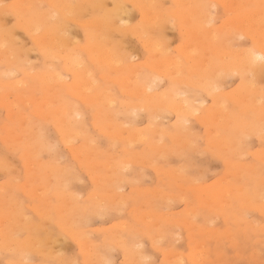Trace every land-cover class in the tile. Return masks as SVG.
<instances>
[{
	"label": "rangeland",
	"instance_id": "rangeland-1",
	"mask_svg": "<svg viewBox=\"0 0 264 264\" xmlns=\"http://www.w3.org/2000/svg\"><path fill=\"white\" fill-rule=\"evenodd\" d=\"M1 1L0 6L2 7L3 5L4 7H0L2 9L0 13V26H3V30L0 29L4 32L2 33L0 30V36L3 35L0 39L3 40L6 33L10 32V39H14L13 41L17 43V45L12 41V45L6 44L7 46H0L2 48H0V52L2 50V53H0V264H106V262L107 264H194L196 261L198 262L195 264H264V168H262L264 167V127H262L264 126V123H262L264 122V70L262 69V74L260 72L258 73L260 75L254 73L256 77L248 72L250 73L249 77L248 73H246L247 71L242 75L240 73L242 70L239 71L237 67V70L234 69L235 66H232L234 65L232 64L234 61H231V59L238 61L237 58L243 56V52L246 50H253L257 43H264L260 38L261 36H258L257 33H248L245 31L246 29L244 32L241 31L248 25L249 19L254 17L255 13L258 11L253 21L261 18V22L263 21L264 13L262 11L264 10V3L259 4L258 7V5H253L251 0L241 1L243 3L239 2L240 0H236L237 8H239L240 5V7L243 6L239 10L247 7L246 9L244 8L241 13L240 11L237 12V9L234 10L233 8L227 7L225 5L226 0H143L144 3L142 0L141 2L139 0H128V2L130 1L133 5L125 0H120L123 2L120 3L121 6H126L124 8L127 14H125L122 19H115L117 21H113V27L111 26L112 30H109L111 27H106V25H104V31L102 30V32L99 33L100 20L105 21V12L109 13L112 11V0H110V2L109 0H104L105 5L103 9H96L89 6L86 0H71L69 1L71 4L68 3V0L65 2L63 0H58V3L55 2V0H48L49 3L46 0H41L44 1L43 3L38 2L40 0H35V2H38L37 4L41 9L36 6V3L33 2L34 0H30L33 2L30 3L31 7L28 4L29 0H23L25 3L21 0L23 8L21 7L22 5L19 4L20 0ZM51 1L57 3V10L59 11V9H61L63 13L67 12V4L72 5H69L71 10L68 7V11H74V14L73 12H69L71 15L73 14L71 17L74 16L75 21L68 19L71 18L68 17L70 16L69 12H67L68 18L65 16L67 13L62 15L60 11L57 12V10L54 9L56 5L52 6L50 3ZM74 1L77 4H75ZM134 1L136 3L139 1L143 3V5L141 4L142 6H149L150 9L148 7H142L139 5V2L137 5H134ZM146 1L149 2V4ZM259 1L262 2L263 0ZM15 2L17 7L14 9ZM62 2L64 8H62ZM34 3L35 6L33 5ZM146 3L148 5H146ZM25 4H28V9L33 7L37 8L35 10L33 8V12L30 10L32 12L30 15V11H27ZM43 4L44 7L42 9ZM49 4L51 6H48ZM209 4L213 5L210 6ZM60 5L61 8H59ZM75 5L78 7L74 9ZM79 6H81L82 9H87H84V11H86L85 14L83 10H80L81 8L78 9ZM3 8L8 9L9 13H7V11L3 13L5 12ZM17 8L21 10H17ZM24 8L29 14L25 12L24 13L27 15L23 14V11H25L23 10ZM62 9L65 12L62 11ZM36 10H43V12L41 11L43 16H45V14L48 16L49 14H51L50 16L55 14L56 18H59L58 22L65 27V30L68 29L67 32L65 30H60L61 34L64 33V31L66 32L63 35L67 36V33L69 34L67 37L63 36L66 42L68 40V44H64L65 41L62 39V35L59 39H62V41L58 43L57 37H59L58 35H60V33H58L59 31L56 28L55 30H51L48 26H41L45 25L44 23H40V26H38V23L34 25L32 20H34L35 15L38 16L39 21L43 18L38 15L40 12L37 13ZM182 10H186V12L183 11V13L189 14L190 12V14H192L191 17L185 13V15H183ZM192 10L194 13H192ZM14 11H19L20 13H17L20 15L22 13L24 17L21 16L22 18H20L19 14V16H16L17 14ZM248 11L250 13H248ZM56 12L60 14L58 15ZM253 12L254 15H251ZM79 13H81L82 16ZM259 13L263 14L258 15ZM1 15H3L2 19ZM181 15H183L184 18L183 16L181 17ZM246 16H248L249 19H246ZM186 18L191 21L189 22ZM77 19L79 23L76 21ZM144 19H147L146 23H144ZM184 19L189 22L186 26L188 30L185 27L186 21ZM87 20L89 22H87ZM92 21L94 24H92ZM202 22L203 25L201 24ZM210 22L212 26H208ZM86 23H88V25H86ZM190 23H193V25L190 26ZM81 24H85L84 26L88 28L87 31L91 27L88 33L92 31L93 33H91L92 35L95 34L93 36H96V39H90L88 36L89 34L86 33L87 31H84L86 28ZM95 24L98 28H95L97 27ZM263 24L264 22L261 28ZM32 25L34 26L32 27ZM195 25L197 29L194 27ZM154 26L157 29L155 32L151 33L152 29L155 30ZM236 27L241 29L237 30ZM233 29H236V31ZM196 30H198V33H196ZM106 31H108L109 34ZM105 32L106 35L104 36ZM240 32H243L242 34L244 35ZM28 33L29 35H27ZM30 33L32 34L30 35ZM193 33L202 34L196 35V38ZM49 34L53 35L50 36ZM54 34H56L57 37ZM253 35L256 36L253 38ZM193 36L196 38V40L194 39L195 42ZM98 37L101 40L97 39ZM144 37H146V39ZM41 38H43L42 42L40 41ZM153 38L155 39L153 40ZM257 38L260 39L257 40ZM73 39H76V42ZM87 39L94 40V43H91L92 41H88ZM102 39L104 40V44L106 43L104 47L105 50H109V52L111 50L110 54H108V56L112 58V65L110 66V63L108 65H106L107 63H103V60L105 61L103 57L104 53L102 54L98 51V48H101V46H98L99 42H101L100 45L103 44ZM143 39H145V41ZM198 40H201V44H203L199 45L200 42H198ZM44 41H47L46 43L49 45L53 44V47L47 44L46 52L45 45L44 49H42ZM196 41L199 44H195ZM89 42L91 43L90 46ZM59 44L60 46H57ZM148 44H151V47ZM236 44L238 46H236ZM91 45L92 48H90ZM148 47H150V49ZM86 48L88 51L89 49L91 50L88 52L85 50ZM93 48L97 50L95 51L99 56L92 51ZM221 48H223V50H221ZM60 49L61 51H59ZM101 49L99 50L101 51ZM10 51L13 53L11 52V54ZM29 51L30 53H28ZM156 52L157 54L160 53L158 57L156 56ZM45 53L47 55H45ZM70 53L73 55L76 53L72 58L75 59V63H72L73 67L66 62L67 57H65V55L69 56ZM90 53L92 54L91 56ZM50 54L54 55L52 59ZM71 54L70 56H72ZM212 54L214 55L212 56ZM76 56L78 57V62L80 61L79 63L76 60ZM96 57H98V61ZM102 58L103 60L101 61ZM228 58L229 60H227ZM211 60L215 62H211ZM199 61L201 64H199ZM225 61L227 63L229 62L228 65ZM181 65L182 67H180ZM198 66H200V69H198ZM117 67L120 68V70H118ZM67 69L73 72H69ZM233 69L235 71H232ZM80 72L81 74H78ZM181 72H183L185 77H183ZM168 75L170 76L168 77ZM217 76H219V78ZM206 77L207 79L212 78L213 80H207ZM55 78H57L56 81L58 80L59 82H56L54 80ZM111 78L112 80H110ZM254 78H256V80ZM200 79L203 81L201 80V82ZM50 80L53 81L51 82ZM249 80L250 83H248ZM253 80L255 82H253ZM213 81L216 84L211 83ZM77 83H83L82 85L85 87ZM128 83L129 85H127ZM40 84H42V86H40ZM245 84H249V87ZM68 85L70 87L72 85L73 89L71 88L70 90ZM197 85L199 88L195 87ZM216 85L221 88L219 87V89H217ZM74 86L76 88H74ZM124 87H127L126 90ZM203 88L204 92L202 90ZM76 89L79 91L77 92ZM132 90L136 91L137 94ZM206 91L207 93H205ZM256 91H258V95ZM172 92H174L175 95H172ZM227 92H229V94ZM232 93L234 95H232ZM176 94L179 97H176ZM239 94L241 96L239 98H242V100L237 98ZM246 95H248L247 99L245 98ZM249 95L250 98L248 99ZM85 96H87V98ZM172 96L174 100L170 99ZM154 98L157 99L155 100ZM243 99L248 100L249 103L255 102L252 104L254 107L251 106L252 111L250 109L251 107H247L249 106L248 102H246L248 105L243 102L241 104L238 103L239 100L240 102L244 101ZM82 100L84 101L82 102ZM157 100L163 103L159 105V101ZM196 102L197 104H195ZM133 103H137V106ZM234 103L235 105L238 103L237 106H235ZM155 104L157 105L156 107ZM198 104L201 106H198ZM162 105L164 108H160ZM245 105L247 106L245 107ZM187 106L190 107L191 112ZM257 106H260V110H258L259 108ZM185 108L188 110H185ZM245 108H249L246 110L247 112H245ZM255 108H258L257 111ZM161 111L164 113H161ZM179 111L181 113H179ZM61 114L63 116L59 117ZM76 114H80L81 117L76 116ZM244 115L245 117H243ZM69 116L72 119H68ZM22 117L23 119H21ZM63 122H65V124ZM176 122L178 123L177 128L175 127L177 125ZM68 127H70V129ZM64 129H66L65 131H70L68 133L71 136H69V134L67 135V133L65 134L67 135L66 137L61 134V131ZM121 131L123 132L120 133ZM136 131H138V133ZM112 133L114 136H111ZM235 133H238V135ZM157 134H160V136ZM256 134H258V136ZM144 137L146 138L144 139ZM121 138L123 139L121 140ZM128 138L130 139L128 140ZM140 138L141 142L139 141ZM245 138L248 139L245 140ZM12 140L13 142H11ZM188 144L191 145L189 146ZM228 145L229 147H227ZM153 146L154 148H152ZM191 146L194 147L192 148ZM166 147H169V149L167 150ZM236 147L237 149H235ZM140 158L142 159L140 160ZM145 165H147V167ZM177 173H180L182 177L180 175L179 177ZM33 175L36 177L38 176V178ZM224 179L226 181H224ZM216 186H222L227 189L232 186L230 189L233 195L227 196V199L226 196L222 198L221 195H225V192H222L217 197H214L211 194V190L208 189L216 188ZM241 187L244 189H241ZM236 190H238L237 193ZM218 197L223 201L220 202ZM223 202L224 204L222 206ZM228 203L230 204L228 205ZM165 219L167 220L166 222ZM170 221L173 222L170 223ZM190 222L191 225H189ZM238 223L241 224L239 225ZM231 233H233L232 236H230ZM77 236H79L80 239ZM60 238L64 240L61 241ZM74 238H76V240ZM120 246H122L121 249ZM197 251L202 253L196 255V253H198ZM198 255L200 256L198 257ZM195 256H197V259ZM192 257H194V261H192Z\"/></svg>",
	"mask_w": 264,
	"mask_h": 264
},
{
	"label": "bare ground",
	"instance_id": "bare-ground-1",
	"mask_svg": "<svg viewBox=\"0 0 264 264\" xmlns=\"http://www.w3.org/2000/svg\"><path fill=\"white\" fill-rule=\"evenodd\" d=\"M0 1H1V0H0ZM37 1H38V0H37ZM46 1L48 2V0H46ZM59 1H61V0H59ZM63 1L65 2V1H67V0H63ZM69 1H71V0H68V3H70ZM123 1H124V0H123ZM125 1L128 2V0H125ZM139 1L141 2V0H139ZM139 1H138V2H139ZM142 1H143V0H142ZM241 1H243V0H240L239 2H241ZM246 1H247V0H246ZM251 1L253 2V5H258V7H259V4L264 3V0H263L262 2H260L259 0H251ZM1 2L4 3L3 1H1ZM22 2H24V1L22 0ZM22 2H21V0H20V1H19V4H21ZM33 2H35V0H34ZM33 2L29 0V3H28V4L30 5V7H31V4H30V3H33ZM38 2H40V3L42 2V3H43L44 1H41V0H40V1H38ZM38 2H35L37 7H39L38 4H37ZM55 2L58 3V0H55ZM55 2H54V1H51L50 3H51L52 6H53V5H56V6H54V9L57 10V9H58V8H57V3H55ZM72 2H73V1H72ZM77 2H78V1H77ZM86 2H87V4H88L89 6H91V7H93V8H96V9H103V8H104V5H105L104 0H86ZM109 2H110V0H109ZM134 2H135V1H134ZM138 2H137V3L135 2L134 5H137ZM140 2H139V5H141V4L143 5L144 1H143V3H140ZM146 2H147V1H146ZM155 2H156V1H155ZM249 2H250V1H249ZM24 3H25V2H24ZM35 3L33 4L34 6H35ZM48 3H49V2H48ZM48 3H46V4H48ZM54 3H55V4H54ZM74 3H75V1H74ZM120 3H123V2H121L120 0H112V6H113L112 11L109 12V13H108V12H105V21H101V20H100L101 23H99V33L102 32L104 25H106V27H111V26H112V23H114L113 21H114L115 19H117V20H119L120 18L122 19V17L125 16V14H127V12H126V10H125V8H124V7H126V6H121ZM128 3H131V2L129 1ZM147 3L149 4V2H147ZM147 3H146V5H148ZM150 3H151V1H150ZM225 3H226L225 5H226L227 7H229V8H233L234 10L237 9V12L240 11L241 13H242V10H243L244 8H245V9L247 8V7H244L242 10H239V9L242 8L243 6L240 7L241 5H240V6L238 5L239 8H237V6H236V5H237L236 0H235V1H234V0H226ZM241 3H243V2H241ZM15 4H16V2L14 3V5H15ZM28 4H27V5L25 4V5H26V9H27V11H30V10L32 11L34 7L31 8V9H28V8H29ZM65 4H67V3H65ZM70 4H71V3H70ZM70 4H67V5H68V6H67V9L65 8V9L67 10V12H69V11L71 10V9H70V6H72V5H70ZM75 4H77V3H75ZM131 4H132V3H131ZM173 4H174V3H173ZM244 4H245V2H244ZM248 4H249V3H248ZM17 5H18V1H17ZM17 5H15V7H14L13 4H12V6L14 7V9L17 7ZM21 5H22V4H21ZM21 5H20V6H21ZM39 5H41V4H39ZM51 5L49 4L48 6H51ZM58 5H59V4H58ZM61 5H63V2L61 3ZM61 5H60L59 8H61ZM69 5H70V6H69ZM129 5H130V4H129ZM132 5H133V4H132ZM142 5H141V6H142ZM150 5H151V4H150ZM157 5H158V4H157ZM180 5H181V4H180ZM188 5H189V4H188ZM209 5H210V4H209ZM211 5H213V4H211ZM211 5H210V6H211ZM10 6H11V5H10ZM20 6H19V8H20ZM27 6H28V7H27ZM158 6H159V5H158ZM164 6H165V5H164ZM168 6H169V5H168ZM178 6H179V5H178ZM181 6H182V5H181ZM189 6H190V5H189ZM210 6H209V8H210ZM219 6H221V5H219ZM247 6H248V5H247ZM0 7H1V6H0ZM2 7H4V6L2 5ZM2 7H1V8H2ZM21 7L23 8V5H22ZM24 7H25V6H24ZM37 7H36V8H37ZM43 7H44V4H43V6H42V9H43ZM68 7H69V9H70L69 11H68ZM77 7H78V6H77ZM77 7H76V5H75V6H74V9L77 8ZM105 7H106V6H105ZM142 7H146V8L148 7V8H149V6H145V5L142 6ZM179 7H180V6H179ZM184 7H185V6H184ZM1 8H0V13H1V11H2ZM19 8H17V10H18ZM36 8H34V10H35ZM52 8H53V7H52ZM62 8H64V5L62 6ZM80 8H81V6H79L78 9H80ZM83 8H84V7H83ZM156 8H157V7H156ZM191 8H192V7H191ZM229 8H228V9H229ZM39 9H41V8L39 7ZM72 9H73V8H72ZM84 9H86V8H84ZM84 9L81 8L80 10H83V12H84V14H85L86 11H84ZM143 9L146 10L145 8H143ZM149 9H150V8H149ZM151 9H152V8H151ZM159 9H160V8H159ZM159 9H158V10H159ZM166 9H167V8H166ZM189 9H190V7H189ZM257 9H258V8H257ZM257 9H256V10H257ZM260 9H261V6H260ZM3 10L5 11V12H3V13H6V11H7V13H9V12H8V9H4V8H3ZM19 10H21V9H19ZM23 10H25V8H24ZM34 10H33V11H34ZM86 10H87V9H86ZM203 10H204V9H203ZM262 10H263V9H262ZM262 10H260V11H262ZM31 11L29 12L30 15H31V13L33 12V11H32V12H31ZM36 11H37V13L40 12L41 14L38 13V15H39V16H42L43 18L41 17L42 19H41L40 21H42V22H40L38 16L35 15L34 20H32V22L34 23V25H35L36 23H38V26H40L41 24L44 23L45 25H41V26H44V27H45V26H48L51 30H52V29L55 30V28H56V29L59 31L58 33H60V30H61V31L65 30V29H64L65 27H64L62 24H60V23L58 22L59 18L57 17V18H58V19H57L55 14H54L53 16H50L51 14L48 13L49 16L46 15V14H45V16H43V15H42V14H43V13H42L43 10H41L42 12L39 11V10H36ZM46 11H47V10H46ZM50 11H51V10H50ZM59 11H60V13H62V15H63V14L65 15V14L67 13V12H66V13L61 12V9H59ZM59 11L57 10V12H59ZM62 11H64V10L62 9ZM90 11H91V10H90ZM152 11H153V10H152ZM176 11H177V10H176ZM180 11H181V10H180ZM183 11L186 12V10H182V13H183ZM195 11H196V10H195ZM14 12H15V11H14ZM17 12H19V11H17ZM17 12H15V13L17 14L16 16H19V15H20V14H19L20 12H19V13H17ZM24 12L27 13L26 10L23 11V14H24V15L29 14V13L25 14ZM57 12H56V13H57ZM64 12H65V11H64ZM70 12H71V11H70ZM70 12H69V13H70ZM72 12H73V14H74V11H72ZM72 12H71V13H72ZM75 12H76V10H75ZM77 12H79V11H77ZM83 12H82V13H83ZM91 12H93V11H91ZM160 12H161V11H160ZM185 12H184V13H185ZM207 12H209V11H207ZM211 12H212V11H211ZM214 12H215V11H214ZM258 12H259V11H258ZM258 12H256V13H258ZM262 12L264 13V10H263ZM15 13H14V14H15ZM35 13H36V12H35ZM45 13H47V12H45ZM60 13H57V14L59 15ZM71 13H70V16H68V13H67V15H65V16H66V17H67V16H68V17H71V16L73 15V14L71 15ZM87 13H88V11H87ZM87 13H86V15H87ZM99 13H100V12H99ZM152 13H153V12H152ZM158 13H159V12H158ZM161 13H162V12H161ZM174 13H175V12H174ZM184 13H183V15L187 14V13H185V14H184ZM192 13H194L193 10H192ZM246 13H247V12H246ZM248 13H250V12L248 11ZM256 13H255V15H254V12H253V13H251V15L253 14L254 17H255V16H256ZM263 13H259L258 15L263 14ZM18 14H19V15H18ZM23 14L21 13V15H20L19 17H20V18H22L21 16L24 17ZM79 14L81 15V13H79ZM79 14H78V15H79ZM89 14H90V13H89ZM89 14H88V15H89ZM172 14H173V13H172ZM180 14H181V13H180ZM189 14H190V12H189ZM189 14H187V15H188L189 17H191L192 14H190V15H189ZM204 14H205V13H204ZM208 14H209V13H208ZM8 15H9V14H8ZM62 15H61V16H62ZM75 15H76V13H75ZM80 15H79V16H80ZM92 15H93V14H92ZM156 15H157V14H156ZM183 15H181V17H182ZM213 15H214V14H213ZM247 15H248V14H247ZM249 15H250V14H249ZM65 16H64V19H65ZM81 16H82V15H81ZM95 16H97V15H95ZM98 16H99V15H98ZM152 16H153V15H152ZM158 16H160V15H158ZM163 16H164V14H163ZM179 16H180V15H179ZM223 16H224V15H223ZM263 16H264V15H263ZM2 17H3V15H1V19H2ZM5 17H6V16H5ZM52 17H54L55 19L52 18ZM68 17H67V18H68ZM77 17H78V16H77ZM147 17H148V16H147ZM160 17H162V16H160ZM210 17H211V16H210ZM224 17H225V16H224ZM229 17H231V16H229ZM254 17H252L251 19H249L248 16L245 17L246 19H247V18L249 19V21H248V25H247V26L245 25L246 27H245L243 30H241V31L244 32V30L246 29L245 31H247L248 33H254V32H255V33L258 34V36H261L260 38H261L262 41L264 42V28H263V27H264V24H263V26H262V28H261V25H262V23L264 22V19H263V21L261 22L262 18L260 17L261 19H258V20L253 21V20H254ZM20 18H19V19H20ZM162 18H163V17H162ZM162 18H161V19H162ZM183 18H184V16H183ZM192 18H193V16H192ZM192 18H191V19H192ZM222 18H223V17H222ZM227 18H228V17H227ZM258 18H259V17H258ZM263 18H264V17H263ZM68 19H70V20L72 19L73 21H75V20H74V16L71 17V18H68ZM93 19H94V18H93ZM152 19H153V18H152ZM161 19H160V20H161ZM173 19H174V18H173ZM186 19L188 20V18H186ZM186 19H184V20L186 21ZM200 19H201V18H200ZM205 19H206V17H205ZM208 19H209V18H208ZM214 19H215V18H214ZM229 19H230V18H229ZM246 19H245V20H246ZM21 20H22V19H21ZM117 20H115V21H117ZM144 20H145V19H144ZM146 20H147V19H146ZM146 20H145L144 23H146ZM156 20H157V19H156ZM163 20H164V19H163ZM184 20H183V21H184ZM203 20H204V19H203ZM230 20H231V19H230ZM235 20H236V19H235ZM240 20H241V19H240ZM18 21H19V20H18ZM68 21H69V20H68ZM76 21L79 23V20H78V19H77ZM153 21H154V20H153ZM158 21H159V18H158ZM185 21H184V23H185ZM188 21H189V20H188ZM188 21H186V25H185V27L187 26V23H189L191 20H190L189 22H188ZM213 21H214V20H213ZM228 21H229V20H228ZM32 22H31V24H32ZM69 22H70V21H69ZM77 22H76V23H77ZM80 22H81V21H80ZM85 22H86V21H85ZM85 22H84V23H85ZM87 22H89V21L87 20ZM90 22H91V20H90ZM92 22H93V21H92ZM94 22H95V20H94ZM94 22H93L92 24H94ZM110 22H111V24H110ZM162 22H163V21H162ZM171 22H173V21H171ZM205 22H206V20H205ZM208 22H209V20H208ZM211 22H212V21H211ZM211 22H210V24H209L208 26H210V25L212 24ZM234 22H235V21H234ZM246 22H247V21H246ZM29 23H30V22H29ZM40 23H41V24H40ZM78 23H77V24H78ZM95 23H96V22H95ZM117 23H118V22H117ZM120 23H121V22H120ZM122 23H123V21H122ZM125 23H126V22H125ZM154 23H155V22H154ZM167 23H168V22H167ZM182 23H183V22H182ZM237 23H238V22H237ZM16 24H17V23H16ZM16 24H15V25H16ZM20 24H21V23H20ZM22 24L27 25V24H25V23H22ZM97 24H98V23H97ZM118 24H119V23H118ZM147 24H148V23H147ZM168 24H169V23H168ZM171 24H172V23H171ZM201 24L203 25V22H202ZM219 24H220V23H219ZM232 24H233V22H232ZM239 24H240V23H239ZM28 25H29V24H28ZM34 25H32V27H33ZM81 25H83V24H81ZM84 25H85V24H84ZM84 25H83V26H84ZM86 25H88V23H86ZM95 25H96V24H95ZM95 25H94V26H95ZM113 25H114V24H113ZM123 25H124V24H123ZM145 25H146V24H145ZM148 25H149V24H148ZM148 25H147V26H148ZM150 25H151V24H150ZM154 25H155V24H154ZM158 25H160V24H158ZM165 25H166V23H165ZM192 25H193V23H192V24L190 23V26H192ZM96 26H97V25H96ZM115 26H116V25H115ZM125 26H126V25H125ZM161 26H162V25H161ZM211 26H212V25H211ZM226 26H227V25H226ZM2 27H3V26H0V28L3 30ZM5 27H6V26H5ZM30 27H31V26H30ZM80 27H82V26H80ZM89 27H90V25H89ZM112 27H113V26H112ZM112 27H111V29H109V30H112ZM137 27H138V26H137ZM150 27H151V26H150ZM154 27H155V26H154ZM170 27H171V26H170ZM182 27H183V26H182ZM188 27H189V24H188ZM194 27L196 28V25H195ZM194 27H193V28H194ZM205 27H206V26H205ZM240 27H241V26H240ZM19 28H20V27H19ZM37 28H38V27H37ZM40 28H41V27H40ZM84 28H86V27L84 26ZM90 28H91V27H90ZM90 28H89V30H90ZM95 28H98V26L95 27ZM114 28H115V27H114ZM114 28H113V29H114ZM152 28H153V27H152ZM195 28L193 29L194 31H195ZM210 28H213V27H210ZM234 28H235V27H234ZM236 28H237V30H239V29H241L242 27L239 28V29H238V27H236ZM1 29H0V30H1ZM16 29H17V28H16ZM21 29H23V28H21ZM21 29H20V30H21ZM30 29H31V28H30ZM72 29H73V28H72ZM87 29H88V28H86V30H84V31H87ZM140 29H141V28H140ZM156 29H157L156 27H155V30L152 29L151 33H152V32H155ZM164 29H165V28H164ZM164 29H162V30H164ZM184 29H185V28H184ZM186 29L188 30L187 27H186ZM196 29H197V28H196ZM198 29H199V28H198ZM200 29H201V28H200ZM217 29H218V28H217ZM2 30H1V31H2ZM4 30H6V29H4ZM12 30H13V29H12ZM32 30H33V28H32ZM67 30H68V29H67ZM67 30H65V31L67 32ZM73 30H74V29H73ZM89 30H88V31H89ZM166 30H167V29H166ZM166 30H165V31H166ZM218 30H219V29H218ZM220 30H221V29H220ZM227 30H228V29H227ZM233 30H234V29H233ZM26 31H28V30H26ZM34 31H35V30H34ZM38 31H39V29H38ZM65 31H64V33H66ZM88 31H87L86 33H88ZM103 31H104V30H103ZM114 31H115V30H114ZM114 31H113V33H114ZM148 31H149V30H148ZM148 31H147V32H148ZM157 31H158V30H157ZM194 31H192V32H194ZM197 31H198V30H196V33H198ZM200 31H201V30H200ZM200 31H199V32H200ZM211 31H213V30H211ZM234 31H236V29H235ZM3 32H4V31H2V33H3ZM24 32H25V30H24ZM31 32H32V31H31ZM91 32H92V31H90V32L88 33L89 35L87 34V35L89 36V38H90V39H94V38L96 39V36H93V35H95V34L92 35L93 32H92V33H91ZM94 32H95V31H94ZM106 32L108 33V31H106ZM106 32L104 33V36L106 35ZM116 32H117V31H116ZM142 32H143V31H142ZM189 32H191V31H189ZM201 32H202V31H201ZM207 32H208V31H207ZM225 32H226V31H225ZM227 32H228V31H227ZM243 32H240V33L242 34ZM0 33H1V32H0ZM26 33H27V32H26ZM44 33H47V32H44ZM44 33H43V34H44ZM49 33H50V32H49ZM58 33H57V34H58ZM64 33H62V34L60 33V35H58L59 37H57V35L54 34V35H56V37L58 38V40H57L58 43H59V41H62V39L65 41V38H64V37H65L66 35H63ZM96 33H97V32H96ZM130 33H133V32H130ZM135 33H136V32H135ZM135 33H134V34H135ZM228 33H229V32H228ZM228 33H227V34H228ZM31 34H32V33H30V35H31ZM108 34H109V33H108ZM139 34H140V33H139ZM144 34H145V33H144ZM148 34H149V32H148ZM182 34H183V33H182ZM199 34H200V33H199ZM199 34H194V33H193V35H195V36H196V35L198 36ZM201 34H202V33H201ZM201 34H200V35H201ZM213 34H214V33H213ZM230 34H231V33H230ZM236 34H237V33H236ZM245 34H246V32H245ZM257 34H256V35H257ZM4 35H5V34H4ZM10 35H11V33L8 32V33H6L5 38H3V40L0 39V40H1V42H0V46L6 45V44H7V45H8V44L12 45V43L14 42V41H13L14 39L11 38V39H12V40H11V39H10ZM13 35H14V34H13ZM27 35H29V33H28ZM49 35H50V34H49ZM51 35H53V34H51ZM51 35H50V36H51ZM61 35H62V39L59 40V39L61 38V37H60ZM68 35H69V34L67 33V36H68ZM87 35H86V36H87ZM99 35H100V34H99ZM101 35H102V34H101ZM191 35H192V34H191ZM191 35H190V36H191ZM206 35H207V34H206ZM242 35H244V34H242ZM242 35H241V36H242ZM246 35L248 36V34H246ZM249 35H250V34H249ZM256 35H255V36H256ZM1 36H3V35H1ZM1 36H0V38H2ZM16 36H17V35H16ZM63 36H64V37H63ZM67 36H66V37H67ZM92 36H93V37H92ZM97 36H98V35H97ZM140 36H141V35H140ZM145 36H146V35H145ZM149 36H150V35H149ZM149 36H148V38H149ZM197 36H196V38H197ZM210 36H211V35H210ZM247 36H246V37H247ZM255 36L253 35L252 37L254 38ZM31 37H32V36H31ZM52 37H53V36H52ZM91 37H92V38H91ZM193 37H194V36H193ZM193 37H192V38H193ZM200 37H201V36H200ZM13 38H14V36H13ZM54 38H55V36H54ZM87 38H88V37H87ZM144 38L146 39V37H144ZM164 38H165V37H164ZM196 38L194 37L193 40H194V39L196 40ZM201 38H202V37H201ZM249 38H250V37H249ZM260 38H257V40H259ZM42 39H43V38L40 39L41 42H42ZM55 39H56V38H55ZM66 39H67V38H66ZM71 39H72V38H71ZM90 39H89V40H90ZM97 39H100V38L98 37ZM105 39H106V37H105ZM141 39H142V37H141ZM145 39H143V40L145 41ZM154 39H155V38H153V40H154ZM190 39H191V38H190ZM202 39H203V38H202ZM202 39H201V40H202ZM228 39H229V38H228ZM16 40H17V39H16ZM52 40H54V39H52ZM73 40H74V39H73ZM87 40H88V39H87ZM89 40H88V41H89ZM100 40H101V39H100ZM151 40H152V36H151ZM162 40H163V39H162ZM166 40H167V39H166ZM193 40H192V41H193ZM195 40H194V42H195ZM201 40H198V42H200V44H199L197 41H196L195 44L202 45L203 43L201 44ZM213 40H214V39H213ZM257 40H256V42H257ZM12 41H13V42H12ZM18 41H19V40H18ZM35 41H36V40H35ZM40 41H39V42H40ZM55 41H56V40H55ZM74 41L76 42V39H75ZM74 41H73V42H74ZM90 41H92L91 43H94V40H90ZM106 41H107V39H106ZM149 41H150V40H149ZM228 41H229V40H228ZM234 41H235V40H234ZM253 41H254V39H253ZM20 42H21V41H20ZM46 42H47V41H46ZM46 42L44 41V42H43V45H42V46H43L42 49H44V45H45V52H46V46H47V44H48V43H46ZM52 42H53V41H52ZM67 42H68V40H67ZM67 42L65 41L64 44H66ZM97 42H98V40H97ZM147 42H148V40H147ZM147 42H146V43H147ZM155 42H156V41H155ZM160 42H161V41H160ZM163 42H164V41H163ZM202 42H203V41H202ZM220 42L223 43L222 41H220ZM229 42H230V41H229ZM229 42H227V43H229ZM240 42H242V41H240ZM256 42H255V44H256ZM259 42H260V41H259ZM14 43H15V42H14ZM45 43H46V44H45ZM58 43H57V44H58ZM91 43L89 42V46H90ZM100 43H101V42H99V45H98V46H101L102 49H101V48H98V51H99V53H102V54L104 53V54H103V57H104V59H105V61H104L103 58H102L101 61L103 60V63H105V64L107 63L106 65H108V64L110 63V64H109V66H110V65H112V64H111V62H112V58H110L111 56L109 57L108 54H110L111 50H110V52H109V50H105L104 47H105V44H106V43L104 44V40H103V39H102V43H103V44L100 45ZM142 43H143V41H142ZM148 43H149V42H148ZM150 43H151V41H150ZM186 43H187V42H186ZM186 43H185V45H186ZM189 43H190V42H189ZM234 43H236V42H234ZM237 43H238V42H237ZM61 44H62V42H61ZM67 44H68V43H67ZM224 44H225V43H224ZM7 45H6V46H7ZM15 45H17V43H15ZM48 45H49V44H48ZM50 45H51V44H50ZM50 45H49V46H50ZM52 45H53V44H52ZM52 45H51V46H52ZM54 45H55V44H54ZM118 45H119V44H118ZM148 45L150 46L151 44H148ZM160 45H162V44H160ZM160 45H159V46H160ZM233 45H234V44H233ZM6 46H5V47H6ZM36 46H37V45H36ZM57 46H60V44L57 45ZM65 46H66V45H65ZM67 46H68V45H67ZM96 46H97V45H96ZM96 46H95V47H96ZM106 46H107V45H106ZM166 46H168V45H166ZM166 46H165V47H166ZM209 46H210V45H209ZM209 46H208V47H209ZM213 46H214V45H213ZM236 46H238V45L236 44ZM5 47H4V48H5ZM9 47H10V46H9ZM9 47H8V48H9ZM52 47H53V46H52ZM61 47H62V46H61ZM146 47H147V46H146ZM150 47H151V46H150ZM150 47H148V48L150 49ZM154 47H155V46H154ZM163 47H164V46H163ZM163 47H162V48H163ZM192 47H193V45H192ZM199 47H200V46H199ZM199 47H198V48H199ZM203 47H205V46H203ZM217 47H218V46H217ZM222 47H223V46H222ZM224 47H225V46H224ZM226 47H227V46H226ZM228 47H229V46H228ZM0 48H1V47H0ZM50 48H51V47H50ZM50 48H49V49H50ZM90 48H92V45H91ZM103 48H104V49H103ZM107 48H108V47H107ZM107 48H106V49H107ZM111 48H112V46H111ZM143 48H144V47H143ZM152 48H153V47H152ZM155 48H156V47H155ZM166 48H167V47H166ZM174 48H175V47H174ZM196 48H197V47H196ZM230 48H231V47H230ZM237 48H238V47H237ZM1 49H2V48H1ZM53 49H55V48H53ZM53 49H52V50H53ZM56 49H57V48H56ZM64 49H65V48H64ZM80 49H81V48H80ZM96 49H97V47H96ZM96 49L93 48L92 51H94V52L96 53V51H97ZM99 49H101L102 52H101ZM168 49H170V48H168ZM171 49H172V48H171ZM179 49H180V48H179ZM213 49H214V48H213ZM217 49H218V48H217ZM228 49H229V48H228ZM235 49H236V48H235ZM8 50H9V49H8ZM10 50H11V48H10ZM14 50H15V49H14ZM17 50H18V49H17ZM47 50H48V49H47ZM66 50H67V49H66ZM85 50H87V48H86ZM90 50H91V49H89V51H90ZM95 50H96V51H95ZM160 50H161V49H160ZM188 50H189V49H188ZM221 50H223V48H221ZM232 50H233V49H232ZM48 51H49V50H48ZM59 51H61V49H60ZM87 51H88V50H87ZM89 51H88V52H89ZM92 51H91V52H92ZM146 51H147V50H146ZM152 51H153V50H152ZM157 51L160 52L159 50H157ZM177 51H178V50H177ZM190 51H191V50H190ZM206 51H207V50H206ZM213 51H214V50H213ZM213 51H212V52H213ZM234 51H235V50H234ZM11 52H12V51H10V53H11ZM21 52H22V51H21ZM83 52H84V51H83ZM94 52H93V53H94ZM113 52H114V51H113ZM161 52H162V51H161ZM197 52H199V51H197ZM217 52H218V51H217ZM217 52H215V53H217ZM0 53H2V50H1ZM5 53H6V52H5ZM12 53H13V52H12ZM12 53H11V54H12ZM14 53H15V52H14ZM28 53H30V51H29ZM42 53H43V52H42ZM63 53H64V52H63ZM120 53H121V52H120ZM123 53H125V52H123ZM123 53H122V54H123ZM163 53H164V52H163ZM191 53H192V52H191ZM206 53H207V52H206ZM243 53H244V54H243ZM243 53H242L243 56H239V58H237L238 61H237V60H232V59H231L232 62L234 61V62L232 63V64H234V65H232V66H235L234 69H236V67H237V69H239V71L242 70V71H240V73H241L242 75L245 73V71H247L246 73H248V72L252 73L253 76H255L254 73H255V74H258V73L260 72V73L262 74V72H263V70H264V63H263V62H264V43H262V42H261L260 44L257 43V45L255 46V48H254L253 50H250V51L246 50V51L243 52ZM8 54H9V52H8ZM19 54H20V53H19ZM23 54H24V53H23ZM70 54H71V53H70ZM70 54H69V56H66V55H65V57H67V59H66L67 61H66V62H68V63L71 64V66H72V63H73V64L75 63V62H74L75 59H72V58H73V56H74L76 53H75L74 55L71 54L72 56H70ZM96 54H97V56H99L98 53H96ZM111 54H112V53H111ZM118 54H119V52H118ZM122 54H121V55H122ZM159 54H160V53H159ZM159 54H157V52H156V56H157V57H158ZM164 54H165V53H164ZM197 54H198V53H197ZM239 54H240V53H239ZM9 55H10V54H9ZM28 55H29V54H28ZM45 55H47V54L45 53ZM48 55H49V54H48ZM50 55H51V54H50ZM91 55H92V54L90 53V56H91ZM153 55H154V54H153ZM182 55H183V54H182ZM182 55H181V57H182ZM210 55H211V54H210ZM213 55H214V54H212V56H213ZM215 55H216V54H215ZM235 55H236V54H235ZM0 56H1V54H0ZM4 56H5V55H4ZM16 56H17V55H16ZM20 56H21V55H20ZM24 56H26V55H24ZM42 56H44V55H42ZM52 56H54V55H51V59H52ZM93 56H95V55H93ZM100 56H101V54H100ZM183 56H184V55H183ZM196 56H197V55H196ZM203 56H204V55H203ZM8 57H9V56H8ZM8 57H7V58H8ZM13 57H14V54H13ZM46 57H47V56H46ZM76 57H77V56H76ZM101 57H102V56H101ZM101 57H100V58H101ZM198 57H199V56H198ZM215 57H216V56H215ZM0 58H1V57H0ZM7 58H6V59H7ZM47 58H48V57H47ZM56 58H57V57H56ZM100 58H99V59H100ZM113 58H115V57H113ZM128 58H129V57H128ZM184 58H185V57H184ZM186 58H187V55H186ZM186 58H185V61H186ZM204 58H205V57H204ZM209 58H210V57H209ZM223 58H224V57H223ZM8 59H9V58H8ZM17 59H18V58H17ZM54 59H55V58H54ZM96 59H97V61H98V57H96ZM150 59H151V58H150ZM169 59H171V58H169ZM207 59H208V58H207ZM3 60H4V59H3ZM3 60H2V62H3ZM13 60H14V59H13ZM60 60H62V59H60ZM76 60H77V62H78V57H77ZM92 60H93V58H92ZM128 60H129V59H128ZM198 60H201V59H198ZM208 60H209V59H208ZM214 60H215V58H214ZM227 60H229V58H228ZM14 61H15V60H14ZM51 61H52V60H51ZM64 61H65V60H64ZM94 61H95V60H94ZM123 61H124V60H123ZM175 61H176V60H175ZM215 61H216V60H215ZM215 61H212V60H211V62H215ZM9 62H10V61H9ZM9 62H8V63H9ZM18 62H19V61H18ZM29 62H30V61H29ZM79 62H80V61H79ZM79 62H78V63H79ZM115 62H116V61H115ZM179 62H180V61H179ZM199 62H200V61H199ZM199 62H198V63H199ZM225 62H226V61H225ZM23 63H25V62H23ZM50 63H51V62H50ZM97 63H99V62H97ZM113 63H114V62H113ZM174 63H175V62H174ZM180 63H181V62H180ZM203 63H205V62H203ZM216 63H217V62H216ZM228 63H229V62H228ZM228 63L226 62L227 65H228ZM261 63H263V64H261ZM21 64H22V62H21ZM117 64H118V63H117ZM161 64H162V63H161ZM194 64H195V63H194ZM199 64H201V62H200ZM199 64H198V65H199ZM205 64H206V63H205ZM205 64H204V65H205ZM211 64H212V63H211ZM211 64H210V65H211ZM2 65H3V64H2ZM7 65H8V64H7ZM77 65H78V64H77ZM115 65H116V64H115ZM153 65H154V64H153ZM153 65H152V66H153ZM196 65H197V64H196ZM207 65H208V64H207ZM213 65H214V63H213ZM227 65H226V66H227ZM8 66H10V65H8ZM12 66H13V65H12ZM12 66H11V68H12ZM49 66H51V65H49ZM145 66H146V65H145ZM222 66H223V65H222ZM229 66H230V64H229ZM232 66H231V67H232ZM52 67H53V66H52ZM72 67H73V66H72ZM75 67H77V66H75ZM150 67H151V66H150ZM154 67H155V66H154ZM169 67H170V66H169ZM180 67H182V65H181ZM180 67H179V68H180ZM195 67H196V66H195ZM199 67H200V66H198V69H200ZM201 67H202V66H201ZM203 67H204V66H203ZM224 67H225V66H224ZM17 68H18V67H17ZM117 68H118V67H117ZM117 68H116V69H117ZM12 69H13V68H12ZM28 69H29V68H28ZM71 69H72V68H71ZM76 69H77V68H76ZM109 69H110V68H109ZM112 69H113V68H112ZM162 69H163V68H162ZM185 69H186V68H185ZM192 69H194V68H192ZM198 69H196V70H198ZM220 69H221V67H220ZM234 69H233L232 71H235ZM237 69H236V70H237ZM262 69H263V70H262ZM19 70H20V69H19ZM21 70H22V69H21ZM51 70H52V69H51ZM67 70H68V69H67ZM72 70H75V69H72ZM72 70H70V71L68 70V71L71 72ZM77 70H78V69H77ZM118 70H120V68H118ZM118 70H117V71H118ZM190 70H191V69H190ZM222 70H223V67H222ZM9 71H11V70H9ZM15 71H16V70H15ZM198 71H199V70H198ZM200 71H201V70H200ZM215 71H216V70H215ZM229 71H230V70H229ZM239 71H237V72H239ZM261 71H262V72H261ZM48 72H49V71H48ZM50 72H51V71H50ZM72 72H73V71H72ZM76 72H77V71H76ZM168 72H169V70H168ZM177 72H178V69H177ZM204 72H205V71H204ZM213 72H214V71H213ZM213 72H212V73H213ZM221 72H222V71H221ZM221 72H220V73H221ZM15 73H16V72H15ZM84 73H85V72H84ZM115 73H116V72H115ZM117 73H119V72H117ZM158 73H159V72H158ZM181 73L183 74V72H181ZM187 73H188V72H187ZM192 73H193V72H192ZM192 73H191V74H192ZM196 73H197V72H196ZM198 73H199V72H198ZM212 73H211V74H212ZM216 73H217V72H216ZM230 73H231V72H230ZM250 73H248V76H249V77H250V75H249ZM21 74H22V72H21ZM51 74H52V73H51ZM78 74H81V72L78 73ZM99 74H100V73H99ZM109 74H110V73H109ZM121 74H122V73H121ZM130 74H131V73H130ZM135 74H136V73H135ZM135 74H134V75H135ZM164 74H165V72H164ZM169 74H170V73H169ZM175 74H177V73H175ZM175 74H174V75H175ZM203 74H204V73H203ZM224 74H225V73H224ZM252 74H251V75H252ZM23 75H24V74H23ZM25 75H27V74H25ZM49 75H50V74H49ZM49 75H48V77H49ZM54 75H55V74H54ZM115 75H116V74H115ZM125 75H126V74H125ZM132 75H133V74H132ZM132 75H131V77H132ZM162 75H163V74H162ZM218 75H219V74H218ZM225 75H226V74H225ZM227 75H228V74H227ZM230 75H231V74H230ZM258 75H260V74H258ZM258 75H257V76H258ZM263 75H264V74H263ZM1 76H2V75H1ZM77 76H78V75H77ZM83 76H84V74H83ZM169 76H170V75H168V77H169ZM201 76H202V75H201ZM220 76H221V74H220ZM239 76H240V75H239ZM9 77H10V76H9ZM26 77H27V76H26ZM40 77H41V76H40ZM79 77H80V76H79ZM105 77H106V76H105ZM113 77H114V76H113ZM123 77H124V76H123ZM133 77H135V76H133ZM172 77H174V76H172ZM181 77H182V76H181ZM183 77H185L184 74H183ZM183 77H182V79H183ZM217 77L219 78V76H217ZM221 77H222V76H221ZM223 77H224V76H223ZM226 77H229V76H226ZM234 77H235V76H234ZM242 77H243V76H242ZM255 77H256V76H255ZM258 77H259V76H258ZM258 77H257V78H258ZM57 78H58V77H57ZM57 78H55L54 80L56 81ZM70 78H71V77H70ZM76 78H78V77H76ZM126 78H127V77H126ZM128 78H129V77H128ZM135 78H136V77H135ZM165 78H166V76H165ZM177 78H178V77H177ZM190 78H191V77H190ZM36 79H38V78H36ZM49 79H50V78H49ZM51 79H52V78H51ZM85 79H86V78H85ZM120 79H121V78H120ZM122 79H123V78H122ZM131 79H132V78H131ZM149 79H150V78H149ZM174 79H175V78H174ZM180 79H181V78H180ZM180 79H179V80H180ZM206 79H207V77H206ZM211 79H212V78H211ZM211 79L208 78L207 80H211ZM226 79H228V78H226ZM230 79H232V78H230ZM248 79H249V78H248ZM252 79H253V78H252ZM254 79L256 80V78H254ZM263 79H264V78H263ZM60 80H61V79H60ZM110 80H112V78H111ZM123 80H126V79H123ZM152 80H153V79H152ZM154 80H155V79H154ZM187 80H190V79H187ZM192 80H193V79H192ZM201 80H202V79H200V81H201ZM212 80H213V79H212ZM218 80H219V79H218ZM221 80H222V79H221ZM228 80H229V79H228ZM23 81H24V80H23ZM40 81H41V80H40ZM43 81H44V80H43ZM48 81H49V80H48ZM50 81H51V80H50ZM52 81H53V80H52ZM52 81H51V82H52ZM55 81H54V82H55ZM57 81H58V80H57ZM57 81H56V82H57ZM83 81H84V80H83ZM86 81H87V79H86ZM91 81H92V80H91ZM128 81H129V79H128ZM136 81H137V79H136ZM200 81H199V82H200ZM202 81H203V80H202ZM202 81H201V82H202ZM224 81H225V80H224ZM18 82H19V81H18ZM38 82H39V81H38ZM58 82H59V81H58ZM81 82H82V81H81ZM81 82H80V83H81ZM126 82H127V81H126ZM157 82H158V81H157ZM189 82H190V81H189ZM189 82H188V83H189ZM246 82H247V81H246ZM246 82H244V83H246ZM253 82H255V81L253 80ZM72 83H73V82H72ZM72 83H69V84H72ZM80 83H77V84H78V85H82L84 82H83L82 84H80ZM87 83H88V82H87ZM93 83H94V82H93ZM133 83H134V80H133ZM149 83H150V82H149ZM176 83H177V82H176ZM179 83H181V82H179ZM188 83H186V84H188ZM191 83H192V82H191ZM208 83H209V82H208ZM211 83H215V82L213 81V82H211ZM244 83H243V84H244ZM248 83H250V80H249ZM9 84H11V83H9ZM75 84H76V82H75ZM88 84H89V83H88ZM114 84H115V83H114ZM157 84H158V83H157ZM189 84H190V83H189ZM215 84H216V83H215ZM240 84H241V83H240ZM254 84H255V83H254ZM2 85H3V84H2ZM91 85H92V83H91ZM127 85H129V83H128ZM140 85H141V84H140ZM181 85H182V84H181ZM183 85H184V83H183ZM183 85H182V86H183ZM200 85H201V84H200ZM205 85H206V84H205ZM218 85H219V84H218ZM221 85H222V84H221ZM245 85H248V87H249V84H245ZM250 85H251V84H250ZM17 86H18V85H17ZM21 86H22V85H21ZM40 86H42V84H40ZM68 86H69V85H68ZM82 86H83V85H82ZM82 86H81V88H82ZM99 86H100V85H99ZM125 86H126V85H125ZM151 86H152V85H151ZM190 86H191V85H190ZM197 86H198V85H197ZM197 86H195V87H196V88H199V86H198V87H197ZM225 86H226V85H225ZM255 86H256V84H255ZM61 87H62V86H61ZM69 87H70V86H69ZM83 87H85V86H83ZM88 87H89V86H88ZM118 87H119V86H118ZM127 87H128V86H127ZM127 87H126V88H127ZM134 87H135V86H134ZM146 87H147V86H146ZM203 87H205V86H203ZM216 87H217V85H216ZM219 87H220V86H219ZM219 87H217V89H219ZM245 87H246V86H245ZM71 88H72V85H71V87H70V90H71ZM74 88H76V87L74 86ZM78 88H79V87H78ZM92 88H95V87H92ZM124 88H125V87H124ZM126 88H125V90H126ZM136 88H137V87H136ZM148 88H149V87H148ZM151 88H152V87H151ZM220 88H221V87H220ZM253 88H254V87H253ZM253 88H252V89H253ZM45 89H46V88H45ZM72 89H73V88H72ZM96 89H97V87H96ZM130 89H131V88H130ZM232 89H233V88H232ZM246 89H247V88H246ZM254 89H255V88H254ZM76 90H77V92L79 91L78 89H76ZM127 90H128V89H127ZM135 90H136V89H135ZM144 90H145V88H144ZM144 90H143V91H144ZM199 90H200V89H199ZM202 90H203V92H204V88H203ZM240 90H241V89H240ZM31 91H32V90H31ZM58 91H59V90H58ZM58 91H57V93H58ZM132 91H134V90H132ZM140 91H141V88H140ZM149 91H150V90H149ZM171 91H172V90H171ZM177 91H178V89H177ZM200 91H201V90H200ZM212 91H213V88H212ZM214 91H215V90H214ZM237 91H238V90H237ZM249 91H250V90H249ZM74 92H76V91H74ZM122 92H123V90H122ZM122 92H121V93H122ZM144 92H145V91H144ZM179 92H180V91H179ZM182 92H183V91H182ZM215 92H216V91H215ZM219 92H220V91H219ZM247 92H248V90H247ZM252 92H253V91H252ZM257 92H258V91H256V93H257ZM61 93H62V92H61ZM134 93H136V91H134ZM134 93H133V94H134ZM139 93H140V92H139ZM145 93H146V92H145ZM172 93H173L172 95H175L174 92H172ZM205 93H207V91H206ZM209 93H210V92H209ZM211 93H212V92H211ZM213 93H214V92H213ZM216 93H217V92H216ZM221 93H222V92H221ZM221 93H220V94H221ZM227 93L229 94V92H227ZM260 93H262V92H260ZM105 94H106V93H105ZM136 94H137V93H136ZM141 94H142V92H141ZM164 94H165V93H164ZM168 94H169V93H168ZM170 94H171V93H170ZM177 94H178V93H177ZM177 94H176V95H177ZM214 94H215V93H214ZM224 94H225V93H224ZM243 94H244V93H243ZM252 94H253V93H252ZM50 95H51V94H50ZM54 95H55V93H54ZM62 95H63V94H62ZM68 95H69V94H68ZM143 95H144V94H143ZM207 95H208V94H207ZM232 95H234V94L232 93ZM257 95H258V93H257ZM263 95H264V94H263ZM55 96H56V95H55ZM77 96H79V95H77ZM83 96H84V95H83ZM96 96H97V95H96ZM102 96H103V95H102ZM146 96H147V95H146ZM151 96H152V95H151ZM157 96H158V95H157ZM181 96H182V93H181ZM210 96H211V95H210ZM244 96H245V95H244ZM247 96H248V95H246V97H245L246 99H247ZM254 96H255V95H254ZM259 96H260V95H259ZM259 96H258V97H259ZM6 97H7V96H6ZM14 97H15V96H14ZM32 97H33V96H32ZM85 97L87 98V96H85ZM92 97H93V96H92ZM103 97H104V96H103ZM136 97H137V96H136ZM149 97H150V96H149ZM176 97H179V96L177 95ZM176 97H175V98H176ZM213 97H214V96H213ZM239 97H241L240 94L238 95L237 98H239ZM242 97H243V95H242ZM263 97H264V96H263ZM12 98H13V97H12ZM19 98H20V97H19ZM49 98H51V97H49ZM74 98H75V97H74ZM90 98H91V97H90ZM96 98H98V97H96ZM105 98H106V97H105ZM105 98H104V99H105ZM142 98H143V97H142ZM144 98H145V97H144ZM152 98H153V97H152ZM162 98H163V97H162ZM169 98H170V97H169ZM217 98H218V97H217ZM217 98H216V100H217ZM224 98H225V97H224ZM235 98H236V97H235ZM243 98H244V97H243ZM249 98H250V95H249L248 99H249ZM255 98H256V96H255ZM13 99H14V98H13ZM37 99H38V97H37ZM88 99H89V98H88ZM94 99H95V98H94ZM101 99H102V98H101ZM154 99H155V98H154ZM156 99H157V98H156ZM156 99H155V100H156ZM159 99H160V98H159ZM170 99L172 100V99H173V96H172V98H170ZM170 99H169V100H170ZM222 99H223V98H222ZM225 99H226V98H225ZM229 99H230V98H229ZM231 99H232V98H231ZM239 99L242 100V98H239ZM246 99H243L244 101H241V102H240V100H239L238 103L241 104V103L243 102L244 104H247L246 102H248V100H246ZM257 99H258V98H257ZM50 100H51V99H50ZM59 100H60V98H59ZM59 100H58V102H59ZM62 100H63V99H62ZM90 100H91V99H90ZM96 100H97V99H96ZM102 100H103V99H102ZM105 100H106V99H105ZM109 100H110V99H109ZM171 100H170V101H171ZM173 100H174V99H173ZM183 100H184V99H183ZM201 100H202V99H201ZM216 100H215V101H216ZM235 100H237V99H235ZM253 100H254V98H253ZM6 101H7V100H6ZM28 101H29V100H28ZM31 101H32V100H31ZM36 101H37V100H36ZM78 101H79V100H78ZM83 101H84V100H82V102H83ZM87 101H88V100H87ZM103 101H104V100H103ZM157 101H159V100H157ZM193 101H194V100H193ZM218 101H219V100H218ZM260 101H261V100H260ZM4 102H5V101H4ZM32 102H33V101H32ZM48 102H49V101H48ZM88 102H89V101H88ZM96 102H98V101H96ZM100 102H101V101H100ZM181 102H182V101H181ZM201 102H202V101H201ZM213 102H214V101H213ZM224 102H225V101H224ZM234 102H235V101H234ZM236 102H237V101H236ZM250 102H251V100H250ZM8 103H9V101H8ZM60 103H61V102H60ZM60 103H59V104H60ZM94 103H95V101H94ZM101 103H102V102H101ZM160 103L162 104L163 102H160V101H159V105H160ZM169 103H170V102H169ZM176 103H177V102H176ZM186 103H187V102H186ZM191 103H192V102H191ZM238 103H237V104H238ZM248 103H249V102H248ZM253 103H255V102H253ZM253 103H249V106H247V105H248V104H247V105H245V107H246V106H247V107H251V106L254 107V105H252ZM258 103H259V102H258ZM95 104H96V103H95ZM120 104H121V103H120ZM131 104H132V103H131ZM133 104H135V103H133ZM136 104H137V103H136ZM136 104H135V105H136ZM152 104H153V103H152ZM166 104H167V103H166ZM178 104H179V103H178ZM195 104H197V102H196ZM203 104H204V103H203ZM217 104H218V103H217ZM237 104L235 105V103H234L235 106H237ZM51 105H53V104H51ZM62 105H63V103H62ZM62 105H61V106H62ZM103 105H104V104H103ZM128 105H129V104H128ZM168 105H169V104H168ZM186 105H187V104H186ZM190 105H191V104H190ZM192 105H193V103H192ZM199 105H200V104H198V106H199ZM42 106H44V105H42ZM42 106H41V107H42ZM48 106H49V104H48ZM126 106H127V105H126ZM136 106H137V105H136ZM143 106H144V105H143ZM147 106H148V105H147ZM150 106H151V104H150ZM156 106H157V105L155 104V107H156ZM200 106H201V105H200ZM159 107H160V106H159ZM170 107H171V105H170ZM187 107H188V106H187ZM255 107H256V106H255ZM257 107L259 108L260 106H257ZM134 108H135V107H134ZM139 108H140V107H139ZM144 108H145V106H144ZM151 108H152V107H151ZM160 108H164L163 105H162ZM160 108H158V109H160ZM188 108L190 109V107H188ZM208 108H209V107H208ZM212 108H213V106H212ZM214 108H215V105H214ZM214 108H213V109H214ZM258 108H257V109H258ZM4 109H5V108H4ZM6 109H7V108H6ZM62 109H63V108H62ZM137 109H138V108H137ZM145 109H146V108H145ZM145 109H144V110H145ZM147 109H148V108H147ZM158 109H157V110H158ZM166 109H167V106H166ZM181 109H182V108H181ZM186 109H187V108H185V110H186ZM192 109H193V108H192ZM213 109H212V110H213ZM248 109H249V108H248ZM248 109L245 108V112H247L246 110H248ZM250 109H251V111H252V107H251ZM253 109H254V108H253ZM257 109L255 108L256 111H257ZM50 110H51V109H50ZM56 110H57V109H56ZM187 110H188V109H187ZM193 110H194V109H193ZM209 110H210V109H209ZM225 110H226V109H225ZM258 110H260V108H259ZM65 111H66V110H65ZM159 111H160V110H159ZM163 111H164V109H163ZM163 111H161V113H162ZM194 111H195V110H194ZM196 111H197V110H196ZM222 111H223V110H222ZM256 111H255V112H256ZM3 112H4V111H3ZM42 112H43V111H42ZM152 112H153V111H152ZM190 112H191V109H190ZM245 112H243V113H245ZM77 113H78V112H77ZM153 113H154V112H153ZM163 113H164V112H163ZM179 113H181V112L179 111ZM194 113H196V112H194ZM223 113H224V111H223ZM39 114H40V113H39ZM42 114H43V113H42ZM62 114H63V112H62ZM62 114L59 115V117H60V116L62 117V116H63ZM102 114H103V113H102ZM154 114H155V113H154ZM156 114H157V113H156ZM158 114H159V113H158ZM192 114H193V112H192ZM225 114H226V113H225ZM228 114H229V113H228ZM228 114H227V115H228ZM245 114H246V113H245ZM33 115H34V114H33ZM40 115H41V114H40ZM57 115H58V114H57ZM57 115H56V116H57ZM66 115H67V114H66ZM66 115H65V116H66ZM73 115H74V114H73ZM159 115H160V114H159ZM176 115H177V114H176ZM181 115H183V114H181ZM65 116H64V117H65ZM70 116H71V115H70ZM70 116L68 117V119L71 118ZM76 116L81 117L80 114H76ZM164 116H165V115H164ZM164 116H163V120H164ZM192 116H193V115H192ZM192 116H191V117H192ZM198 116H199V115H198ZM216 116H217V115H216ZM221 116H222V115H221ZM224 116H226V115H224ZM5 117H6V116H5ZM59 117H58V118H59ZM66 117H67V116H66ZM165 117H166V116H165ZM217 117H218V116H217ZM226 117H227V116H226ZM228 117H229V116H228ZM243 117H245V115H244ZM247 117H248V116H247ZM19 118H20V117H19ZM154 118H155V117H154ZM156 118H157V117H156ZM195 118H196V117H195ZM229 118H230V117H229ZM240 118H241V117H240ZM248 118H249V117H248ZM21 119H23V117H22ZM51 119H52V118H51ZM56 119H57V118H56ZM62 119H65V118H62ZM68 119H67V120H68ZM71 119H72V118H71ZM71 119H70V120H71ZM160 119H161V118H160ZM196 119H197V118H196ZM202 119H203V118H202ZM202 119H200V120H202ZM220 119H221V117H220ZM234 119H235V118H234ZM257 119H258V118H257ZM263 119H264V118H263ZM27 120H28V119H27ZM58 120H59V119H58ZM181 120H182V119H181ZM181 120H179V121H181ZM197 120H198V119H197ZM211 120H212V119H211ZM230 120H231V119H230ZM243 120H244V119H243ZM259 120H260V119H259ZM55 121H56V120H55ZM59 121H60V120H59ZM179 121H178V122H179ZM184 121H185V120H184ZM204 121H205V120H204ZM221 121H222V120H221ZM221 121H220V122H221ZM246 121H247V120H246ZM65 122H66V121H65ZM65 122H63V123L65 124ZM216 122H217V121H216ZM250 122H251V121H250ZM52 123H53V122H52ZM66 123H67V122H66ZM176 123H177V122H176ZM218 123H219V122H218ZM228 123H229V122H228ZM228 123H227V125H228ZM257 123H258V122H257ZM262 123H264V122H262ZM110 124H111V123H110ZM206 124H207V123H206ZM231 124H232V123H231ZM111 125H112V124H111ZM181 125H182V124H181ZM218 125H219V124H218ZM221 125H222V124H221ZM252 125H253V124H252ZM257 125H258V124H257ZM99 126H100V125H99ZM150 126H151V125H150ZM155 126H156V125H155ZM177 126H178V123H177V125H176L175 127L177 128ZM183 126H184V124H183ZM208 126H209V125H208ZM213 126H214V125H213ZM58 127H59V126H58ZM148 127H149V126H148ZM262 127H264V126H262ZM68 128L70 129V127H68ZM100 128H101V127H100ZM107 128H109V127H107ZM114 128H115V127H114ZM119 128H120V126H119ZM125 128H126V127H125ZM125 128H124V129H125ZM146 128H147V126H146ZM178 128H179V127H178ZM183 128H184V127H183ZM233 128H234V127H233ZM4 129H5V128H4ZM54 129H55V128H54ZM59 129H60V128H59ZM59 129H58V130H59ZM111 129H112V128H111ZM115 129H116V128H115ZM140 129H141V128H140ZM150 129H151V128H150ZM156 129H157V128H156ZM220 129H221V128H220ZM229 129H230V128H229ZM19 130H20V129H19ZM21 130H22V129H21ZM27 130H29V129H27ZM65 130H66V129H64L63 131H61V134H63V135L66 137V136L69 134L68 132H70V131H65ZM67 130H68V129H67ZM144 130H146V129H144ZM181 130H182V128H181ZM217 130H218V129H217ZM230 130H231V129H230ZM255 130H256V129H255ZM262 130H263V129H262ZM56 131H57V130H56ZM71 131H73V130H71ZM138 131H139V129H138ZM138 131H136V132L138 133ZM182 131H183V130H182ZM211 131H212V128H211ZM214 131H215V129H214ZM214 131H213V132H214ZM252 131H254V130H252ZM256 131H257V130H256ZM259 131H260V130H259ZM10 132H11V131H10ZM73 132H74V131H73ZM122 132H123V131H121L120 133H122ZM130 132H131V131H130ZM186 132H187V131H186ZM209 132H210V131H209ZM216 132H217V131H216ZM216 132H215V134H216ZM244 132H245V131H244ZM257 132H258V131H257ZM261 132H262V131H261ZM263 132H264V131H263ZM7 133H8V132H7ZM66 133H67V135H65ZM137 133H136V135H137ZM140 133H141V132H140ZM211 133H212V132H211ZM211 133H210V134H211ZM238 133H239V131H238ZM238 133H237V134L235 133V134L238 135ZM242 133H243V132H242ZM242 133H241V134H242ZM5 134H6V133H5ZM13 134H14V133H13ZM102 134H103V133H102ZM114 134H115V133H114ZM132 134H133V133H132ZM150 134H151V133H150ZM160 134H161V133H160ZM160 134H157V135L160 136ZM163 134H164V133H163ZM165 134H166V133H165ZM210 134H209V135H210ZM246 134H247V133H246ZM253 134H254V133H253ZM259 134H260V133H259ZM6 135H7V134H6ZM83 135H84V134H83ZM104 135H105V134H104ZM138 135H139V134H138ZM152 135H153V134H152ZM236 135H235V136H236ZM243 135H244V134H243ZM248 135H249V134H248ZM254 135H255V134H254ZM256 135L258 136V134H256ZM12 136H13V135H12ZM69 136H71V135L69 134ZM111 136H114L113 133H112ZM139 136H140V135H139ZM143 136H144V135H143ZM181 136H182V135H181ZM213 136H214V135H213ZM213 136H211V137H213ZM215 136H216V135H215ZM239 136H241V135H239ZM65 137H64V138H65ZM72 137H73V135H72ZM77 137H78V135H77ZM136 137L139 138L138 136H136ZM169 137H170V136H169ZM207 137H208V136H207ZM232 137H234V136H232ZM244 137H245V136H244ZM244 137H243V139H244ZM246 137H247V135H246ZM249 137H250V136H249ZM254 137H255V136H254ZM73 138H74V137H73ZM111 138H112V137H111ZM133 138H134V137H133ZM145 138H146V137H144V139H145ZM179 138H180V137H179ZM183 138H184V137H183ZM194 138H195V137H194ZM209 138H210V137H209ZM18 139H19V138H18ZM82 139H83V138H82ZM122 139H123V138H121V140H122ZM124 139H126V138H124ZM129 139H130V138H128V140H129ZM134 139H136V138H134ZM134 139H132V140H134ZM184 139H185V138H184ZM188 139H190V138H188ZM210 139H211V138H210ZM233 139H234V138H233ZM247 139H248V138H247ZM247 139L245 138V140H247ZM262 139H263V138H262ZM16 140H17V139H16ZM119 140H120V139H119ZM128 140H127V141H128ZM137 140H139V139H137ZM263 140H264V139H263ZM66 141H67V140H66ZM89 141H90V140H89ZM92 141H93V140H92ZM112 141H113V140H112ZM127 141H126V142H127ZM139 141L141 142V138H140ZM145 141H146V140H145ZM178 141H179V140H178ZM3 142H4V141H3ZM11 142H13V140H12ZM142 142H143V141H142ZM160 142H161V141H160ZM176 142H177V141H176ZM182 142H183V141H182ZM242 142H243V141H242ZM35 143H37V142H35ZM211 143H212V142H211ZM240 143H241V142H240ZM90 144H91V143H90ZM127 144H128V143H127ZM156 144H158V143H156ZM159 144H161V143H159ZM214 144H215V142H214ZM219 144H221V143H219ZM225 144H226V143H225ZM225 144H224V145H225ZM234 144H235V143H234ZM125 145H126V144H125ZM129 145H130V144H129ZM179 145H180V144H179ZM188 145H189V144H188ZM188 145H186V146H188ZM190 145H191V144H190ZM190 145H189V146H190ZM236 145H237V144H236ZM246 145H247V144H246ZM246 145H245V147H246ZM6 146H7V145H6ZM10 146H11V144H10ZM19 146H20V145H19ZM64 146H65V144H64ZM89 146H90V145H89ZM207 146H208V144H207ZM214 146H215V145H214ZM234 146H235V145H234ZM234 146H231V147H234ZM26 147H27V146H26ZM42 147H43V146H42ZM179 147H180V146H179ZM179 147H178V148H179ZM183 147H185V146H183ZM191 147H192V146H191ZM193 147H194V146H193ZM193 147H192V148H193ZM209 147H210V146H209ZM224 147H225V146H224ZM227 147H229V145H228ZM227 147H226V148H227ZM237 147H238V146H237ZM237 147H236L235 149H237ZM263 147H264V146H263ZM28 148H29V147H28ZM73 148H74V147H73ZM84 148H85V146H84ZM152 148H154V146H153ZM152 148H151V149H152ZM166 148H167V147H166ZM9 149H10V148H9ZM149 149H150V148H149ZM164 149H165V148H164ZM164 149H163V150H164ZM168 149H169V147L167 148V150H168ZM180 149H181V148H180ZM212 149H213V148H212ZM218 149H219V148H218ZM80 150H81V149H80ZM90 150H91V149H90ZM152 150H153V149H152ZM157 150H158V149H157ZM175 150H177V149H175ZM188 150H189V149H188ZM188 150H187V151H188ZM216 150H217V149H216ZM222 150H224V149H222ZM240 150H241V148H240ZM69 151H70V149H69ZM87 151H88V150H87ZM125 151H126V150H125ZM160 151H161V149H160ZM164 151H165V150H164ZM207 151H208V150H207ZM227 151H228V150H227ZM89 152H90V151H89ZM96 152H97V151H96ZM161 152H162V151H161ZM165 152H166V151H165ZM169 152H170V151H169ZM210 152H211V151H210ZM69 153H70V152H69ZM79 153H80V152H79ZM100 153H101V152H100ZM158 153H159V152H158ZM163 153H164V152H163ZM251 153H252V152H251ZM25 154H26V152H25ZM80 154H81V153H80ZM156 154H157V153H156ZM222 154H223V153H222ZM225 154H226V152H225ZM244 154H245V153H244ZM246 154H247V153H246ZM87 155H88V154H87ZM94 155H95V154H94ZM102 155H103V154H102ZM130 155H131V153H130ZM212 155H213V154H212ZM235 155H236V154H235ZM109 156H110V155H109ZM163 156H164V155H163ZM214 156H215V155H214ZM223 156H224V155H223ZM85 157H86V156H85ZM226 157H227V155H226ZM235 157H236V156H235ZM252 157H254V156H252ZM130 158H131V157H130ZM217 158H218V157H217ZM219 158H220V157H219ZM237 158H238V156H237ZM237 158H236V160H237ZM24 159H25V158H24ZM83 159H85V158H83ZM91 159H92V158H91ZM132 159H133V158H132ZM141 159H142V158H140V160H141ZM159 159H160V158H159ZM228 160H229V159H228ZM81 161H82V160H81ZM88 161H89V160H88ZM93 161H94V160H93ZM94 162H96V161H94ZM99 162H101V161H99ZM109 162H110V161H109ZM133 162H134V161H133ZM135 162H136V161H135ZM141 162H143V161H141ZM230 162H231V161H230ZM230 162H229V164H230ZM3 163H4V162H3ZM3 163H2V164H3ZM34 163H35V162H34ZM38 163H39V162H38ZM116 163H118V162H116ZM138 163H139V162H138ZM138 163H136V164H138ZM82 164H83V162H82ZM95 164H96V163H95ZM95 164H94V166H95ZM103 164H104V163H103ZM119 164H120V163H119ZM141 164H142V163H141ZM147 164H148V163H147ZM242 164H243V163H242ZM261 164H262V163H261ZM54 165H55V164H54ZM77 165H78V164H77ZM115 165H117V164H115ZM139 165H140V163H139ZM149 165H150V164H149ZM227 165H228V164H227ZM253 165H254V164H253ZM9 166H10V165H9ZM38 166H39V164H38ZM96 166H97V165H96ZM104 166H105V165H104ZM107 166H109V165H107ZM145 166L147 167V165H145ZM225 166H226V165H225ZM228 166H229V165H228ZM261 166H262V165H261ZM26 167H27V166H26ZM40 167H41V166H40ZM100 167H101V165H100ZM119 167H120V166H119ZM121 167H122V166H121ZM159 167H160V166H159ZM226 167H227V166H226ZM226 167H225V168H226ZM23 168H24V167H23ZM52 168H53V167H52ZM55 168H56V167H55ZM60 168H61V167H60ZM101 168H102V167H101ZM148 168H150V167H148ZM151 168H153V167H151ZM183 168H184V167H183ZM262 168H264V167H262ZM63 169H64V168H63ZM104 169H105V168H104ZM165 169H167V168H165ZM168 170H169V168H168ZM171 170H172V169H171ZM50 171H51V170H50ZM59 171H60V170H59ZM65 171H66V170H65ZM256 171H257V170H256ZM41 172H42V169H41ZM47 172H48V171H47ZM153 172H154V171H153ZM175 172H176V171H175ZM179 172H180V171H179ZM240 172H241V171H240ZM240 172H238V173H240ZM38 173H40V172H38ZM181 173H183V172H181ZM199 173H200V172H199ZM251 173H252V172H251ZM254 173H255V172H254ZM31 174H32V173H31ZM58 174H59V173H58ZM167 174H169V173H167ZM177 174H178V173H177ZM228 174H229V173H228ZM179 175H180V173L178 174V176H179ZM200 175H201V174H200ZM233 175H234V174H233ZM239 175H240V174H239ZM33 176H35V175H33ZM54 176H56V175H54ZM90 176H91V175H90ZM94 176H95V175H94ZM141 176H142V175H141ZM173 176H174V175H173ZM173 176H172V177H173ZM175 176H176V175H175ZM180 176H181V175H180ZM180 176H179V177H180ZM35 177H36V176H35ZM88 177H89V176H88ZM100 177H101V176H100ZM181 177H182V176H181ZM238 177H240V176H238ZM36 178H38V176H37ZM41 178H42V177H41ZM141 178H142V177H141ZM222 178H223V177H222ZM226 178H227V177H226ZM240 178H242V177H240ZM252 178H253V177H252ZM88 179H89V178H88ZM94 179H95V178H94ZM97 179H98V178H97ZM122 179H123V177H122ZM139 179H140V178H139ZM186 180H187V179H186ZM220 180H221V179H220ZM190 181H192V180H190ZM190 181H189V182H190ZM224 181H226V180L224 179ZM263 181H264V180H263ZM263 181H262V182H263ZM91 182H92V181H91ZM212 182H213V181H212ZM194 183H195V181H194ZM220 183H221V182H220ZM4 184H5V183H4ZM6 184H7V183H6ZM217 184H218V183H217ZM207 185H208V184H207ZM207 185H206V186H207ZM64 186H65V185H64ZM176 186H177V185H176ZM176 186H175V187H176ZM211 186H212V185H211ZM226 186H227V184H226ZM46 187H47V185H46ZM231 187H232V186H231ZM231 187H230V188H231ZM261 187H262V186H261ZM28 188H29V187H28ZM189 188H191V187H189ZM230 188L227 189V188H223L222 186H216V188H211V189H208V190H211V194H212L214 197H217L220 193H222V192L224 193V192H225V195L223 194V195H221V196H222V198H224V196H226V199H227V196H229V195L232 194V193H231L232 190H231ZM262 188H263V187H262ZM43 189H44V188H43ZM187 189H188V187H187ZM241 189H244V188L241 187ZM241 189H240V190H241ZM245 189H246V188H245ZM139 190H140V189H139ZM145 190H146V189H145ZM22 191H24V190H22ZM186 191H187V190H186ZM237 191H238V190H236V193H237ZM259 191H260V189H259ZM43 192H44V191H43ZM43 192H42V193H43ZM139 192H140V191H139ZM143 192H144V191H143ZM147 192H148V191H147ZM201 192H202V191H201ZM65 193H66V192H65ZM71 193H72V192H71ZM95 193H96V192H95ZM95 193H94V194H95ZM148 193H149V192H148ZM158 193H159V192H158ZM207 193H208V192H207ZM27 194H28V193H27ZM164 194H165V193H164ZM240 194H241V193H240ZM261 194H263V193H261ZM68 195H69V194H68ZM194 195H195V194H194ZM197 195H198V194H197ZM232 195H233V194H232ZM49 196H50V195H49ZM69 196H70V195H69ZM69 196H68V197H69ZM77 196H78V195H77ZM101 196H102V195H101ZM101 196H100V197H101ZM104 196H105V195H104ZM151 196H152V194H151ZM181 196H182V195H181ZM235 196H236V195H235ZM256 196H257V195H256ZM88 197H89V196H88ZM93 197H94V196H93ZM119 197H120V196H119ZM230 197H231V196H230ZM262 197H263V196H262ZM41 198H42V197H41ZM62 198H63V197H62ZM66 198H67V197H66ZM218 198H219V200H220V197H218ZM222 198H221V199H222ZM228 198H229V197H228ZM43 199H44V198H43ZM199 199H200V198H199ZM239 199H240V198H239ZM261 199H263V198H261ZM36 200H37V199H36ZM67 200H68V199H67ZM101 200H102V199H101ZM241 200H242V199H241ZM245 200H246V199H245ZM245 200H244V202H245ZM257 200H258V199H257ZM64 201H65V199H64ZM118 201H119V200H118ZM222 201H223V200H222ZM222 201L220 200V202H222ZM224 201H225V200H224ZM227 201H228V200H227ZM261 201H262V200H261ZM108 202H109V201H108ZM112 202H113V201H112ZM217 202H218V201H217ZM251 202H252V201H251ZM251 202H250V203H251ZM116 203H117V202H116ZM214 203H215V202H214ZM97 204H98V203H97ZM223 204H224V202L222 203V206H223ZM229 204H230V203H228V205H229ZM75 205H76V204H75ZM94 205H95V204H94ZM210 205H211V203H210ZM259 205H260V204H259ZM95 206H96V205H95ZM208 206H209V205H208ZM220 206H221V205H220ZM220 206H219V207H220ZM247 206H248V205H247ZM262 206H263V205H262ZM64 207H65V206H64ZM78 207H79V206H78ZM248 207H249V206H248ZM248 207H247V209H248ZM30 208H31V207H30ZM98 208H100V207H98ZM212 208H214V207H212ZM220 208H221V207H220ZM222 208H223V207H222ZM60 209H61V207H60ZM69 209H70V207H69ZM71 209H72V207H71ZM73 209H74V208H73ZM130 209H131V208H130ZM33 210H34V209H33ZM33 210H32V211H33ZM50 210H51V209H50ZM75 210H77V209H75ZM128 210H129V209H128ZM193 210H194V209H193ZM211 210H212V209H211ZM214 210H215V209H214ZM71 211H72V210H71ZM190 211H191V209H190ZM40 212H41V211H40ZM57 212H58V211H57ZM65 212H66V211H65ZM68 212H69V211H68ZM191 212H192V211H191ZM208 212H209V210H208ZM55 213H56V212H55ZM187 213H188V212H187ZM218 213H219V212H218ZM241 213H242V212H241ZM47 214H48V213H47ZM66 214H67V213H66ZM140 214H141V213H140ZM147 214H149V213H147ZM194 214H195V212H194ZM214 214H215V213H214ZM232 214H233V212H232ZM35 215H36V214H35ZM40 215H41V214H40ZM245 216H246V215H245ZM42 217H44V216H42ZM153 217H154V216H153ZM62 218H63V217H62ZM245 218H246V217H245ZM167 219H168V218H167ZM193 219H194V218H193ZM242 219H243V218H242ZM246 219H247V218H246ZM64 220H65V219H64ZM163 220H164V218H163ZM163 220H162V222H163ZM171 220H172V219H171ZM166 221H167V220L165 219V222H166ZM209 221H210V220H209ZM64 222H65V221H64ZM137 222H138V221H137ZM162 222H161V223H162ZM171 222H173V221H170V223H171ZM188 222H189V221H188ZM250 222H251V220H250ZM170 223H169V224H170ZM174 223H175V222H174ZM184 223H185V222H184ZM186 223H187V222H186ZM236 223H237V222H236ZM246 223H247V222H246ZM118 224H119V223H118ZM118 224H117V225H118ZM123 224H124V223H123ZM165 224H166V223H165ZM238 224L240 225L241 223H238ZM176 225H177V224H176ZM179 225H180V223H179ZM189 225H191V222H190ZM196 225H197V224H196ZM250 225H251V224H250ZM255 225H256V224H255ZM114 226H115V225H114ZM118 226H120V225H118ZM123 226H124V225H123ZM125 226H126V225H125ZM192 226H193V224H192ZM192 226H191V227H192ZM208 226H209V225H208ZM116 227H117V226H116ZM147 227H148V226H147ZM193 227H194V226H193ZM197 227H198V226H197ZM197 227H196V228H197ZM206 227H207V226H206ZM126 228H127V227H126ZM175 228H176V227H175ZM189 228H190V227H189ZM247 228H248V227H247ZM247 228H246V229H247ZM250 228H251V226H250ZM64 229H65V228H64ZM64 229H63V230H64ZM117 229H118V228H117ZM184 229H185V228H184ZM210 229H211V228H210ZM230 229H231V228H230ZM246 229H245V231H246ZM223 230H224V229H223ZM225 230H226V229H225ZM227 230H228V229H227ZM247 230H248V229H247ZM59 231H60V230H59ZM74 231H75V230H74ZM82 231H83V230H82ZM133 231H134V230H133ZM136 231H137V230H136ZM157 231H158V230H157ZM134 232H135V231H134ZM218 232H219V231H218ZM263 232H264V230H263ZM114 233H115V232H114ZM141 233H142V232H141ZM190 233H191V232H190ZM229 233H230V232H229ZM229 233H228V235H229ZM66 234H67V233H66ZM117 234H118V233H117ZM215 234H217V233H215ZM232 234H233V233H231L230 236H232ZM245 234H246V233H245ZM263 234H264V233H263ZM73 235H74V234H73ZM78 235H79V234H78ZM1 236H2V235H1ZM216 236H217V235H216ZM77 237L80 239L79 236H77ZM157 237H158V236H157ZM116 238H117V237H116ZM118 238H120V237H118ZM160 238H161V237H160ZM219 238H220V237H219ZM74 239L76 240V238H74ZM217 239H218V238H217ZM229 239H230V238H229ZM60 240L63 241L64 239H61V238H60ZM158 240H159V239H158ZM218 240H220V239H218ZM232 240H233V239H232ZM61 241H60V242H61ZM80 241H81V240H80ZM195 241H196V240H195ZM51 242H52V241H51ZM110 242H111V241H110ZM62 243H63V242H62ZM106 243H107V242H106ZM151 243H152V242H151ZM234 243H235V242H234ZM136 244H137V243H136ZM196 244H197V243H196ZM95 245H96V244H95ZM118 246H119V245H118ZM138 246H139V245H138ZM90 247H91V246H90ZM121 247H122V246H120V249H121ZM135 247H136V246H135ZM135 247H133V248H135ZM196 247H197V246H196ZM118 248H119V247H118ZM130 249H131V248H130ZM132 250H133V249H132ZM169 250H170V249H169ZM187 250H188V249H187ZM189 250H190V249H189ZM135 252H136V250H135ZM186 252H187V251H186ZM197 252H198V251H197ZM203 252H205V251H203ZM122 253H123V252H122ZM131 253H132V252H131ZM133 253H134V250H133ZM170 253H171V251H170ZM201 253H202V252H201ZM201 253L198 252V253H196V255H197V254H201ZM219 253H220V252H219ZM204 254H205V253H204ZM214 254H215V253H214ZM220 254H221V253H220ZM134 255H135V254H134ZM164 255H165V254H164ZM171 255H172V254H171ZM171 255H170V257H171ZM185 255H187V254H185ZM199 256H200V255H198V257H199ZM205 256H206V255H205ZM235 256H236V255H235ZM168 257H169V256H168ZM182 257H183V256H182ZM202 257H203V256H202ZM187 258H189V257H187ZM193 258H194V257H192V261H194ZM195 258L197 259V256H195ZM200 258H201V257H200ZM190 259H191V258H190ZM188 260H189V259H188ZM192 261H191V262H192ZM195 261H196V260H195ZM201 261H202V260H201ZM196 262H198V261H196ZM196 262H194V264H195ZM128 263H129V262H128ZM106 264H107V262H106Z\"/></svg>",
	"mask_w": 264,
	"mask_h": 264
}]
</instances>
